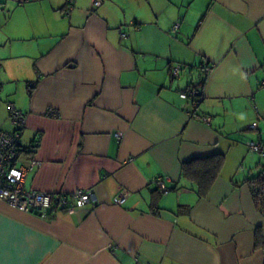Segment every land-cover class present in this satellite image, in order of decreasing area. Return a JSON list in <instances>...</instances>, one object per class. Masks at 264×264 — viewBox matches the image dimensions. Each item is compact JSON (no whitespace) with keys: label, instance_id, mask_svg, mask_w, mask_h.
I'll list each match as a JSON object with an SVG mask.
<instances>
[{"label":"crops","instance_id":"obj_1","mask_svg":"<svg viewBox=\"0 0 264 264\" xmlns=\"http://www.w3.org/2000/svg\"><path fill=\"white\" fill-rule=\"evenodd\" d=\"M204 63L194 106L180 93ZM262 81L264 0H0V129L10 102L19 162L42 161L24 187L98 199L44 217L0 199V264H264L249 185L264 158L247 147L264 143ZM217 154L199 197L182 165Z\"/></svg>","mask_w":264,"mask_h":264},{"label":"built area","instance_id":"obj_2","mask_svg":"<svg viewBox=\"0 0 264 264\" xmlns=\"http://www.w3.org/2000/svg\"><path fill=\"white\" fill-rule=\"evenodd\" d=\"M71 3L72 0H69ZM100 0H93V5L98 6ZM71 7H68L70 9ZM121 36L125 34L121 33ZM172 74H178L179 66L172 68ZM264 86V81L261 82ZM200 89L191 88L182 92L180 96L185 99H200ZM198 103L194 101L193 105ZM8 115L11 123L15 126L12 131L0 129V199L10 203L22 211L37 214L41 217L47 215V211L58 206L61 210L72 212L79 207L86 205L94 206L97 202V196L92 190L78 189L70 193H48L27 190L24 187V180L28 172L42 164V161L37 158H32L27 164L19 162L21 153L26 150L22 141V129L27 122V115L16 108L14 104L7 103ZM46 114L50 117H58L59 113L56 110L48 109ZM204 121H209L207 116H203ZM250 128H256V123L249 125ZM116 138H120V133L115 134ZM39 141H34L30 149L36 150ZM247 147L251 152L259 154L264 158V143L260 141L250 140L247 142ZM152 184L156 186L162 193L166 194L169 191L167 179L160 176L152 180ZM129 192L124 190L119 192L114 198L115 204H123Z\"/></svg>","mask_w":264,"mask_h":264},{"label":"trees","instance_id":"obj_3","mask_svg":"<svg viewBox=\"0 0 264 264\" xmlns=\"http://www.w3.org/2000/svg\"><path fill=\"white\" fill-rule=\"evenodd\" d=\"M208 63H204L201 67L202 71L199 75L193 80H191L185 90L187 91L191 88L200 89V95H202V88L207 77L211 66H208ZM181 92V93H182ZM180 93V94H181ZM197 103L200 102V99H193ZM223 156L222 154H217L213 157L202 158V159H192L185 162L182 165V176L187 178L189 186L192 187L199 197H204L208 193L210 187L212 186L214 179L219 173V170L222 165ZM250 182V191L253 197L256 208L264 213V167L257 176L249 180Z\"/></svg>","mask_w":264,"mask_h":264},{"label":"water","instance_id":"obj_4","mask_svg":"<svg viewBox=\"0 0 264 264\" xmlns=\"http://www.w3.org/2000/svg\"><path fill=\"white\" fill-rule=\"evenodd\" d=\"M48 212V211H47Z\"/></svg>","mask_w":264,"mask_h":264}]
</instances>
